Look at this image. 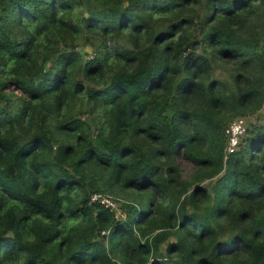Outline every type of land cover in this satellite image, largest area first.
<instances>
[{"label":"trees","instance_id":"1","mask_svg":"<svg viewBox=\"0 0 264 264\" xmlns=\"http://www.w3.org/2000/svg\"><path fill=\"white\" fill-rule=\"evenodd\" d=\"M263 106L264 0H0V264H264Z\"/></svg>","mask_w":264,"mask_h":264},{"label":"built area","instance_id":"2","mask_svg":"<svg viewBox=\"0 0 264 264\" xmlns=\"http://www.w3.org/2000/svg\"><path fill=\"white\" fill-rule=\"evenodd\" d=\"M247 128L243 119L234 120L227 129L228 144L226 148V154L232 155L238 152L243 140L246 137ZM109 197L95 194L92 196V201H98L104 204L108 208H115V204Z\"/></svg>","mask_w":264,"mask_h":264},{"label":"rangeland","instance_id":"3","mask_svg":"<svg viewBox=\"0 0 264 264\" xmlns=\"http://www.w3.org/2000/svg\"><path fill=\"white\" fill-rule=\"evenodd\" d=\"M86 51L90 54V53H92V50H88V49H86ZM218 75H219V73H218ZM239 119H243L244 121H245V126H246V128H247V130L250 128V126H252L253 124H255V123H264V106H263V108L261 109V111H259L257 114H255V115H251V116H247V117H245V118H239ZM236 120V119H235ZM233 122V121H232ZM232 122H230L229 123V125L232 123ZM211 184H212V182H210L209 184H207V185H209V186H211ZM98 195H100V194H98ZM103 196V195H102ZM106 198H107V196H106ZM108 199H110V198H108Z\"/></svg>","mask_w":264,"mask_h":264},{"label":"clouds","instance_id":"4","mask_svg":"<svg viewBox=\"0 0 264 264\" xmlns=\"http://www.w3.org/2000/svg\"><path fill=\"white\" fill-rule=\"evenodd\" d=\"M227 155V154H226Z\"/></svg>","mask_w":264,"mask_h":264}]
</instances>
